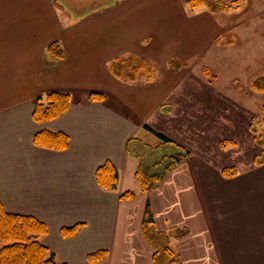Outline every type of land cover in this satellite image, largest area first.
Returning a JSON list of instances; mask_svg holds the SVG:
<instances>
[{
  "label": "crops",
  "instance_id": "obj_1",
  "mask_svg": "<svg viewBox=\"0 0 264 264\" xmlns=\"http://www.w3.org/2000/svg\"><path fill=\"white\" fill-rule=\"evenodd\" d=\"M74 1L71 7H80L81 0ZM24 2L17 21H5L8 4L0 21V199L6 209L46 223L48 233L39 240L62 264H154L143 228L148 204L158 229L186 231L171 241L178 264H264V167L230 177L213 163L189 164L188 155L151 190L130 188L137 193L130 200L120 198L129 188L121 181L116 189L97 183L96 169L108 159L121 180V165L144 144L135 133L167 93L157 84L175 73L157 83L125 80L111 73L110 62L139 54L146 63L168 64L209 49L219 55L212 43L222 27L211 11L187 0H96L75 20L71 8L65 7L67 14L56 6L60 1ZM27 28L48 33L42 30L36 41ZM54 41L64 49L61 61L47 52ZM56 90L71 92L70 107L57 119L36 122V100ZM91 91L105 98L91 102ZM44 129L67 133L69 147L35 144ZM77 223L83 226L76 235L63 236L62 227ZM98 251L107 254L91 262L90 253Z\"/></svg>",
  "mask_w": 264,
  "mask_h": 264
},
{
  "label": "rangeland",
  "instance_id": "obj_2",
  "mask_svg": "<svg viewBox=\"0 0 264 264\" xmlns=\"http://www.w3.org/2000/svg\"><path fill=\"white\" fill-rule=\"evenodd\" d=\"M23 1L24 5H29V0H0V21L4 18L5 14L1 10L6 4L9 12L5 15V21H17V16H21L18 6ZM31 1L34 3V0ZM52 1H60L56 6L65 10L67 14L68 10L65 7L71 8L74 15L70 16L73 19L82 18L80 12L84 11L79 7H71L69 0ZM218 1L222 4L217 9L210 8V4ZM203 2L204 7L201 10H210L215 22L222 27L218 29L220 34L217 43L210 45L219 55H211L209 49L207 53L185 59L184 63L177 59L183 66L180 69H173L172 72L169 69L173 63H177L174 59L168 64H158L156 63L158 60L149 61L153 64L155 76L147 80L144 77L147 76L145 70H141L137 79L142 82L157 83L163 79L164 73H175L172 74L170 81L166 77L157 84V88L160 86L163 90L167 89V93L162 94L161 103L153 108L155 112L144 118L145 121L141 125L139 124L142 129L135 133L136 139L137 142H143L165 154H174L181 149L179 146L165 145L160 136L147 129L146 125H149L157 132L165 133L184 150H189L191 155L187 159L189 164L208 162L215 164L222 171L224 168L234 167L236 174L252 173L257 168L264 167V117L261 113L264 92L257 90L255 92L252 89L253 81L264 76V0H203ZM33 14L34 12L30 11V15ZM21 19L26 20V15L23 14ZM34 21L37 28L41 27V21L35 16ZM25 22L23 26L28 27ZM27 29L24 30L29 31L28 37L36 41L42 37V30L44 34L48 33L44 28ZM19 31L20 29L12 30L14 37L21 34ZM1 34L3 31H0ZM2 45L0 40V47ZM139 57L144 59L142 56ZM82 95L81 92L76 93L75 99H80ZM136 103L139 102L133 101V104ZM138 153L135 151V154ZM143 159L139 155L133 158L129 156L121 165L123 172L121 186L129 187V190L136 188V184L139 185L134 174ZM260 160L263 162H259Z\"/></svg>",
  "mask_w": 264,
  "mask_h": 264
},
{
  "label": "trees",
  "instance_id": "obj_3",
  "mask_svg": "<svg viewBox=\"0 0 264 264\" xmlns=\"http://www.w3.org/2000/svg\"><path fill=\"white\" fill-rule=\"evenodd\" d=\"M96 3V0H81L79 9L84 11L89 3ZM98 3V1H97ZM191 7H201L204 5L203 0H187ZM221 2L208 4L210 8L217 9ZM86 7V8H85ZM212 9L213 11H215ZM47 52L58 59L66 57L64 49L60 43L54 41L47 47ZM173 63L171 70L180 69L183 64L180 61ZM111 73L123 79L135 81L141 70H145L148 76L147 80L154 77L153 66L146 63L138 55H130L127 57H117L113 60L110 66ZM252 89L256 92H264V76H260L253 81ZM105 98V93L98 91H91L88 95L89 101L102 102ZM71 92H64L60 90L50 91L46 97L38 98L32 115L36 122L42 123L49 120L57 119L64 115L71 105ZM261 113L264 117V104L261 107ZM147 129L153 131L161 137L165 145L179 146L181 149L174 154H165L153 147L142 145L138 150V155L142 156L143 161L136 168L135 179L139 182L142 191L151 190L157 183L161 182L165 175L190 155L189 150H184L180 144L173 141L165 133L157 132L153 127L146 125ZM69 135L64 131H52L44 129L38 131L34 137L33 142L40 147L49 148L52 150H64L70 145ZM131 140H129L128 149ZM261 142V141H260ZM262 143V142H261ZM264 143V142H263ZM141 151V152H140ZM137 155V154H136ZM263 155V154H262ZM152 161V162H151ZM264 161V160H263ZM259 161V162H263ZM258 162V163H259ZM97 183L103 189H116L119 186L120 170L114 161L108 159L105 163L96 169ZM226 176H234L237 171L234 167L224 168L222 171ZM137 193L134 190H125L120 193L121 199L130 200L136 197ZM143 223L145 234L154 247V264H178L179 255L171 247L173 237H180L186 234L183 229H173L164 232L155 225V217L150 210V204L147 206V211ZM83 223H77L73 226L62 227V234L65 237H73L76 235ZM48 227L43 221L36 219L32 215H23L17 212H11L6 209L3 201L0 199V264H62L55 259L54 252L43 244L39 238L48 233ZM106 251H98L90 253L89 260L97 262L106 256ZM67 264V263H63Z\"/></svg>",
  "mask_w": 264,
  "mask_h": 264
}]
</instances>
